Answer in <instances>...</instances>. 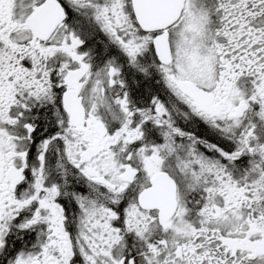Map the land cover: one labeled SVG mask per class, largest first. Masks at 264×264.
Here are the masks:
<instances>
[{"label": "snow or ice", "instance_id": "1", "mask_svg": "<svg viewBox=\"0 0 264 264\" xmlns=\"http://www.w3.org/2000/svg\"><path fill=\"white\" fill-rule=\"evenodd\" d=\"M0 264H264V0H0Z\"/></svg>", "mask_w": 264, "mask_h": 264}]
</instances>
